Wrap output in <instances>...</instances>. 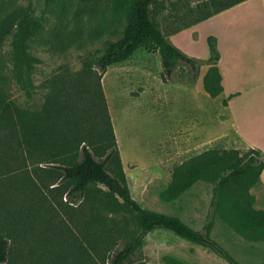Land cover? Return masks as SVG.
Listing matches in <instances>:
<instances>
[{"label": "rangeland", "instance_id": "rangeland-1", "mask_svg": "<svg viewBox=\"0 0 264 264\" xmlns=\"http://www.w3.org/2000/svg\"><path fill=\"white\" fill-rule=\"evenodd\" d=\"M164 3L166 8L158 21L169 36L177 33L174 29L192 22V12L200 5L196 1ZM18 7H31L33 15L41 20L42 30L30 41V52L39 62L32 75H22L24 82H21L14 64L11 36L1 53L0 76L8 100L32 112L42 109L51 81L65 70L72 75L83 72L88 60L93 67L90 77L95 80L100 73L95 62L104 54L109 42L123 37L127 23L126 15L113 14L112 0H0V15ZM248 16L246 5L234 15L204 20L169 38L184 53L197 59V70L182 61L175 69L166 70L158 51L141 48L126 62L109 67L101 79L120 152V167L133 198L150 210L181 218L196 230L203 231L213 222L211 237L229 245L232 251L241 248L249 251L250 247L240 244L239 235L214 214L213 183L199 182L172 202L164 201L161 195L170 183L175 164L207 146L239 147L242 152L247 151L242 142L234 138L233 120L222 98L198 92L196 82L201 70L210 67L207 64L209 38H215L221 58L223 44L228 41L227 33L235 32L245 34L237 45L241 63L251 64L255 69V84L262 87L264 19L251 22ZM249 33L261 35L250 38ZM233 83L231 80L227 84V92L221 97L228 96ZM220 114L226 117L221 120ZM201 117L208 121L202 127ZM225 132L229 135L221 136ZM91 150L98 161H104L108 153L100 144L91 145ZM107 165L113 175L119 172L116 163ZM58 166L59 163H33L25 152L17 153L13 148L0 145V235L9 236L16 256L21 254L39 263L41 258L50 259L69 248L80 247L85 252L88 250L96 261L92 241L96 238L98 221L110 227L102 226L106 249L122 248L140 233L137 220L124 207H118L115 212L112 207L101 204L99 199H106L108 192L103 185L91 187L87 194H76L69 186L52 189L57 185L51 186L55 181L49 182L45 173ZM111 201L118 205L123 203L121 198ZM47 244L50 255H39ZM250 250L264 255L263 247ZM112 251H108L107 256ZM238 253L235 256H239ZM167 255L185 264H230L209 248L164 229L145 236L135 260L165 264L163 259ZM70 260L72 264L74 260ZM66 262L69 261L60 259L57 263Z\"/></svg>", "mask_w": 264, "mask_h": 264}, {"label": "trees", "instance_id": "trees-1", "mask_svg": "<svg viewBox=\"0 0 264 264\" xmlns=\"http://www.w3.org/2000/svg\"><path fill=\"white\" fill-rule=\"evenodd\" d=\"M112 1L113 14L118 17L126 15L127 23L123 37L109 42L104 54L95 62L100 70L95 80L92 81L90 77L93 67L88 60L83 72L72 75L65 70L51 81L50 93L42 109L32 112L8 100L0 76V145L13 148L17 153L25 152L33 163H59L58 167L45 173L49 182L55 181L51 186L57 185L52 189L69 186L76 194H87L91 187L103 185L108 192L105 194L106 199H99L101 204L112 207L115 212L118 207H124L137 220L140 233L122 248L106 249L103 227H110L105 221L106 226L98 221L92 250L99 261L97 257L95 261L88 250L85 252L84 248L73 247L60 253V256H50V259L45 260L41 258L39 263L29 261L21 254L16 256L17 251L13 249L9 236L0 235V264H60L57 263L60 259H67L69 262L66 264H71L70 259L74 260L72 264H108V260L110 264H145L137 263L135 256L142 247L145 236L157 229L168 230L180 238L209 248L230 264H264V255L250 250L264 248V207L258 205L252 192V189L262 187V151L248 148L242 152L239 148L221 149L217 145L210 147L176 163L170 183L161 195L164 201L172 202L199 182L213 183L211 206L214 214H218L239 235V243L250 247L249 251L243 248L232 251L229 245L213 239V222L203 231L196 230L177 216L144 207L131 195L120 167V152L101 82L103 72L113 65L126 62L141 48L158 51L166 70L175 69L181 61L197 70L199 63L170 41L169 34L158 21L166 8L164 2L168 0ZM169 1L200 3L192 12V22L173 30L180 32L246 0ZM41 30V20L33 15L31 7H18L0 15V59L6 41L12 36L14 64L21 82H24L22 75H32L39 62L30 52V41ZM208 41L210 57L207 64L210 67L204 78V89L211 97L216 98L224 91L219 68L220 54L215 38L210 37ZM224 104L227 102L224 101ZM99 144L108 152L104 161H98L91 150V145L96 147ZM109 162L119 166L118 173L113 175L109 172ZM116 198H121L123 203L118 205L111 201ZM46 246L48 247L39 255H50L51 249L48 244ZM108 251H112L110 256H107ZM236 252L242 255L238 253L239 256H235ZM163 261L165 264H185L171 255L165 256Z\"/></svg>", "mask_w": 264, "mask_h": 264}, {"label": "crops", "instance_id": "crops-1", "mask_svg": "<svg viewBox=\"0 0 264 264\" xmlns=\"http://www.w3.org/2000/svg\"><path fill=\"white\" fill-rule=\"evenodd\" d=\"M249 9V19L251 22L264 19V0H246L237 5H234L208 19L227 14V16L234 15L237 10L246 6ZM188 29V28H187ZM186 30V29H184ZM184 30L180 31L183 32ZM179 33V32H177ZM174 33L169 36L177 34ZM245 34L240 33H227V40L223 44L222 56L219 60V68L222 75L223 93L216 98L227 102L224 106L225 109L230 111L232 117V131H234V138L242 142L245 149L254 148L264 153V81L260 88L255 84V69L250 63L242 65L241 55L237 48L238 41L241 36ZM259 36L261 34L249 33V37ZM263 35V34H262ZM209 70V67L201 70L200 77L196 82V90L209 95L204 89V78ZM264 73V60L263 71ZM233 80V90H229L227 97H221L227 92V84ZM210 96V95H209ZM211 97V96H210ZM220 119L223 120L226 115L220 114ZM207 118L201 117L200 126L207 125ZM203 129V128H201ZM206 126L204 128V132ZM230 132V131H229ZM229 133H222L221 136H228ZM215 146V145H213ZM210 146V147H213ZM218 146V145H217ZM207 146L202 151L190 156L189 158L202 153L210 148ZM239 148V147H235ZM240 149V148H239ZM188 158V159H189ZM262 187L252 189L255 194L258 205L264 207V171L261 176Z\"/></svg>", "mask_w": 264, "mask_h": 264}]
</instances>
